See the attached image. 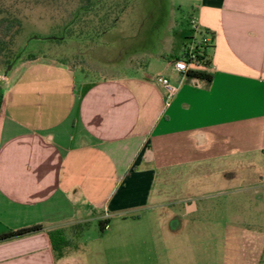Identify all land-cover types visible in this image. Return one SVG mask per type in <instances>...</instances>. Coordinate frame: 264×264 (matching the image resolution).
Returning <instances> with one entry per match:
<instances>
[{
  "label": "crops",
  "instance_id": "0c3cea01",
  "mask_svg": "<svg viewBox=\"0 0 264 264\" xmlns=\"http://www.w3.org/2000/svg\"><path fill=\"white\" fill-rule=\"evenodd\" d=\"M193 19L213 36L209 65L198 69L211 79H185L168 104L156 83L77 82L45 61L29 62L5 89L0 225L42 231L0 244V264H82L86 247L57 258L47 232L104 220L105 235L128 227L160 206L157 174L184 166L235 179L238 164L264 169V0H195ZM161 76L179 82L171 68ZM200 199L181 196L180 217H167L197 215Z\"/></svg>",
  "mask_w": 264,
  "mask_h": 264
},
{
  "label": "rangeland",
  "instance_id": "374dc122",
  "mask_svg": "<svg viewBox=\"0 0 264 264\" xmlns=\"http://www.w3.org/2000/svg\"><path fill=\"white\" fill-rule=\"evenodd\" d=\"M194 4L195 0H0L4 16L20 24L13 60L0 66V93L14 85L29 54L63 63L77 82L82 76L87 82L136 78L155 84L157 75L169 73L183 45L197 38L190 25ZM234 168L244 169L235 179H225L220 172H191L184 166L157 174L160 206L128 227L115 225L107 235L91 221L80 237L67 234L71 247H86L82 264H264V169L254 164L249 170L240 164ZM183 195L201 198L197 215L179 218ZM169 213L179 217L171 220ZM6 231L0 225V234Z\"/></svg>",
  "mask_w": 264,
  "mask_h": 264
},
{
  "label": "trees",
  "instance_id": "16d2710c",
  "mask_svg": "<svg viewBox=\"0 0 264 264\" xmlns=\"http://www.w3.org/2000/svg\"><path fill=\"white\" fill-rule=\"evenodd\" d=\"M88 4H90L91 0H84ZM16 27V28H15ZM20 24L16 23L15 20H9L4 16V13L0 11V66L6 67L13 60V52L12 46L14 44V39L19 33ZM209 37L210 41L208 43L205 42V39ZM213 36L207 31H197V38L193 45V54L195 55V65L199 68H207L209 65V55L208 50L211 47ZM189 44L183 45L182 52L180 55L176 56L174 60H178L185 54ZM27 62H36L43 61L38 60L36 55H28ZM173 60V61H174ZM58 65L65 66L63 63ZM186 79L198 80L203 82H210V75L207 74L203 70L190 71L186 75ZM3 95L0 93V107L2 104ZM108 225V221H98L97 226L101 233L104 232L106 226ZM88 224H78L73 225L68 228H58L49 230L47 232V237L49 239L50 245L52 247V251L55 256L59 258L63 251L69 247H71V241L67 238V234L72 236L73 238L80 237L85 230H87ZM42 231V227L39 225L18 229L15 231L8 230L4 233L0 234V243L11 241L14 239H19L26 236H31Z\"/></svg>",
  "mask_w": 264,
  "mask_h": 264
},
{
  "label": "built area",
  "instance_id": "2783aa9c",
  "mask_svg": "<svg viewBox=\"0 0 264 264\" xmlns=\"http://www.w3.org/2000/svg\"><path fill=\"white\" fill-rule=\"evenodd\" d=\"M190 25L194 31L196 30L195 20L192 18ZM210 38L207 37L205 42L208 43ZM171 70L179 77L177 84L171 83L166 77L158 75L155 78V83L160 86L164 93V101L166 104L170 103L176 96L181 83L186 79V75L190 71H197L198 66L195 65V55L193 54V45H189L183 57L174 60L170 63Z\"/></svg>",
  "mask_w": 264,
  "mask_h": 264
},
{
  "label": "flooded vegetation",
  "instance_id": "af4514ba",
  "mask_svg": "<svg viewBox=\"0 0 264 264\" xmlns=\"http://www.w3.org/2000/svg\"><path fill=\"white\" fill-rule=\"evenodd\" d=\"M177 217H178V216L174 215L173 217H171V220H172V219L174 220V219L177 218ZM169 227H172V226H171V223L169 224Z\"/></svg>",
  "mask_w": 264,
  "mask_h": 264
},
{
  "label": "water",
  "instance_id": "95a60500",
  "mask_svg": "<svg viewBox=\"0 0 264 264\" xmlns=\"http://www.w3.org/2000/svg\"><path fill=\"white\" fill-rule=\"evenodd\" d=\"M10 66L7 67V69H9Z\"/></svg>",
  "mask_w": 264,
  "mask_h": 264
}]
</instances>
